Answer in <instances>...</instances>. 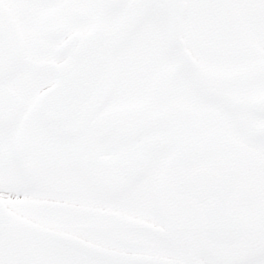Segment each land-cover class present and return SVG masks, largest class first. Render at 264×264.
I'll return each mask as SVG.
<instances>
[{
  "label": "snow or ice",
  "instance_id": "obj_1",
  "mask_svg": "<svg viewBox=\"0 0 264 264\" xmlns=\"http://www.w3.org/2000/svg\"><path fill=\"white\" fill-rule=\"evenodd\" d=\"M0 264H264V0H0Z\"/></svg>",
  "mask_w": 264,
  "mask_h": 264
}]
</instances>
